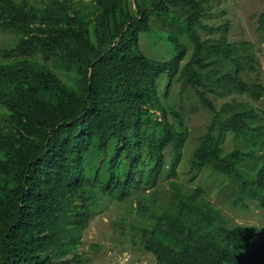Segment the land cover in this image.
Instances as JSON below:
<instances>
[{"label":"trees","instance_id":"trees-1","mask_svg":"<svg viewBox=\"0 0 264 264\" xmlns=\"http://www.w3.org/2000/svg\"><path fill=\"white\" fill-rule=\"evenodd\" d=\"M210 8V0H0V264L83 263L85 227L127 200L120 235L158 264H264L259 225L231 221L177 178L189 132L186 107L166 99L172 81L208 113L191 169L230 178L236 204L264 206L258 49L230 40L228 22L207 26ZM176 18L189 58L182 64L187 47L173 31L165 34L176 54H145L140 33ZM258 21L264 42V11Z\"/></svg>","mask_w":264,"mask_h":264},{"label":"rangeland","instance_id":"rangeland-1","mask_svg":"<svg viewBox=\"0 0 264 264\" xmlns=\"http://www.w3.org/2000/svg\"><path fill=\"white\" fill-rule=\"evenodd\" d=\"M211 14L204 18L207 26H216L222 22L229 23L228 37L230 40H250L258 49L261 63L260 78L264 82V42L258 30V18L264 11V0H210ZM153 22V28L149 32H141L139 44L141 50L157 59H168L178 51V46L165 34L166 31H173L177 34L179 42L187 47V53L182 64L189 58L193 45L185 29V22L182 19H175L168 26L163 27L160 23ZM202 36H215L214 32L206 28H197ZM264 32V31H263ZM161 92L169 84L168 76L162 73L158 78ZM179 81H172L169 87L167 100L171 105L179 109L183 104L187 110L186 123L188 127V139L183 147L184 158L180 161L177 178L186 186L191 188L201 187L202 196L213 202L222 212L234 222L245 224H257L261 227L260 238L264 241V206L256 199H245V203L234 202L237 194V186L226 175L213 172L211 169H191L189 156L198 142V135L206 128L208 113L202 106L191 104L186 97L181 99L179 93ZM213 97V96H212ZM214 98V97H213ZM264 108V96L258 101ZM233 139L229 138L227 148L233 145ZM264 155V148L259 152ZM261 159L255 161L256 166ZM129 201L120 203H108L107 208L96 215L85 227L82 241L78 251L85 258L81 264H158L152 254L124 239L120 235L119 224L121 217L131 220L127 213ZM128 226V224H127Z\"/></svg>","mask_w":264,"mask_h":264}]
</instances>
